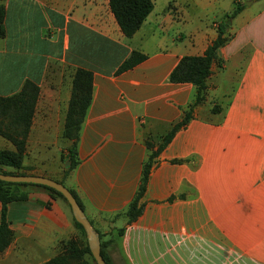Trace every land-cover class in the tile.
I'll return each instance as SVG.
<instances>
[{
	"label": "crops",
	"instance_id": "obj_1",
	"mask_svg": "<svg viewBox=\"0 0 264 264\" xmlns=\"http://www.w3.org/2000/svg\"><path fill=\"white\" fill-rule=\"evenodd\" d=\"M152 1L127 37L109 0H0V96L26 81L39 88L21 171L75 193L111 264H264V0ZM223 22L229 40L204 99L152 159L142 211L128 222L150 155L197 95L192 83L170 82V72L182 57L202 55ZM133 51L145 58L118 73ZM79 68L92 73V93L78 162L65 174L73 142L64 123ZM0 150L16 147L0 135ZM25 191L26 200L7 205L12 239L0 264H49L68 240L82 247L64 201L41 187Z\"/></svg>",
	"mask_w": 264,
	"mask_h": 264
},
{
	"label": "trees",
	"instance_id": "obj_2",
	"mask_svg": "<svg viewBox=\"0 0 264 264\" xmlns=\"http://www.w3.org/2000/svg\"><path fill=\"white\" fill-rule=\"evenodd\" d=\"M109 7L113 13L122 33L130 37L140 27L146 19L153 7L152 0H109ZM242 6L238 4L233 12L228 16L229 18L235 16ZM4 7L0 6V37L4 35ZM228 25L223 22L218 27L217 37L206 48L204 53L199 56H184L177 65L173 68L169 75V81L173 83H192L197 88V95L195 101L188 110H186L179 122H177L172 129L162 137L161 143L156 151H153L146 163L138 190L125 210V215L128 217V222L133 221L141 213L143 204L140 203L141 197L146 191V185L149 177V169L152 159L161 151L165 145L171 140L174 133L181 127H184L192 118L193 107L204 99L206 80L211 71V65L218 59V49L223 46L229 37L226 34ZM145 58L144 54L137 51L131 52L122 64L119 66L117 72L124 71L133 67L135 64ZM39 88L36 84L26 81L22 90L14 95L2 97L0 96V135L10 140L16 147L15 151L0 150V173L4 174H26L21 171L22 158L25 151L26 137L31 124L34 106L38 97ZM92 93V73L85 69H77L72 79L71 96L68 103L66 119L64 123L63 135L65 138L71 140L72 146L68 147L62 158L67 162L65 174L74 168L78 162L76 157V140L78 139V132L80 125L84 118L86 109L91 100ZM215 110V108H213ZM147 145L150 146L149 142ZM188 161V159H175L173 163H181ZM3 166L13 168V171L2 170ZM62 183V182H61ZM29 186L41 187L47 190L52 196L60 198L69 207L63 195L53 188L25 182H7L0 180V253L9 245L12 239V232L8 226L7 220V205L13 201H23L28 198L25 188ZM71 191V190H70ZM76 198L78 204L81 203L75 193L71 191ZM182 197V194L172 195L169 200L174 197ZM82 207V206H81ZM71 211V210H70ZM74 227L85 236L83 226L75 221L72 216ZM122 230L120 229L119 232ZM67 250L63 254L50 260L49 264H68L71 260H77L78 264H90L83 259V253H90L88 245L77 246L76 240H68L66 242ZM101 254L107 264H111L109 258L101 248Z\"/></svg>",
	"mask_w": 264,
	"mask_h": 264
},
{
	"label": "water",
	"instance_id": "obj_3",
	"mask_svg": "<svg viewBox=\"0 0 264 264\" xmlns=\"http://www.w3.org/2000/svg\"><path fill=\"white\" fill-rule=\"evenodd\" d=\"M0 180L7 182H25L39 184L53 188L56 191L60 192L66 199L75 221L83 226L90 253L94 258L96 264H107L101 254V246L98 233L93 229L90 221L85 215L82 207L78 204L76 198L73 196L72 192L66 186H64V184L45 176L29 174L0 173Z\"/></svg>",
	"mask_w": 264,
	"mask_h": 264
},
{
	"label": "rangeland",
	"instance_id": "obj_4",
	"mask_svg": "<svg viewBox=\"0 0 264 264\" xmlns=\"http://www.w3.org/2000/svg\"><path fill=\"white\" fill-rule=\"evenodd\" d=\"M68 209L70 210V207H68ZM82 236V239H83V243H82V248H83V246H84V244H85V242H86V236H84V235H81ZM83 256V259L84 260H86V261H88L90 264H96V262H95V260H94V258L92 257V255L91 254H88V253H83L82 254ZM70 264H72V263H70Z\"/></svg>",
	"mask_w": 264,
	"mask_h": 264
}]
</instances>
